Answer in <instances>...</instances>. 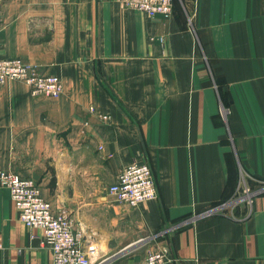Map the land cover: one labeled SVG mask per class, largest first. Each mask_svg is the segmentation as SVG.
I'll use <instances>...</instances> for the list:
<instances>
[{"label":"crops","instance_id":"1","mask_svg":"<svg viewBox=\"0 0 264 264\" xmlns=\"http://www.w3.org/2000/svg\"><path fill=\"white\" fill-rule=\"evenodd\" d=\"M11 58L62 93L4 83L0 170L67 210L95 259L264 264V192L245 219L205 215L240 173L264 181V0H174L166 19L117 0H0V60ZM133 162L157 197L131 208L108 188ZM40 239L0 187V264H51Z\"/></svg>","mask_w":264,"mask_h":264},{"label":"built area","instance_id":"2","mask_svg":"<svg viewBox=\"0 0 264 264\" xmlns=\"http://www.w3.org/2000/svg\"><path fill=\"white\" fill-rule=\"evenodd\" d=\"M120 7L133 9L150 18H168L172 13L173 0H117ZM23 83L32 95H46L57 99L62 84L56 76L36 73L30 65L18 58L0 60V88L6 81ZM91 114H96L93 106ZM101 121L108 116L97 114ZM0 187L7 189L18 220L31 231L41 233L40 244L50 250L51 264H122L114 257L91 260L82 246V234L75 231L69 213L61 209L56 213L42 195L38 184L17 174L0 170ZM264 192V181L240 173L235 192L209 209L205 215L226 216L242 220L252 213L254 199ZM109 195L121 205L134 208L157 197L156 185L146 163L133 162L123 168L116 181L108 188ZM31 237L36 238L35 234ZM2 246L0 245V249ZM171 259L165 251L147 252L139 264H164ZM197 259L193 264H199Z\"/></svg>","mask_w":264,"mask_h":264},{"label":"rangeland","instance_id":"3","mask_svg":"<svg viewBox=\"0 0 264 264\" xmlns=\"http://www.w3.org/2000/svg\"><path fill=\"white\" fill-rule=\"evenodd\" d=\"M89 249L90 248H87L86 250H88V254H89L91 260H94L95 258H94L93 252H92V250L89 251Z\"/></svg>","mask_w":264,"mask_h":264},{"label":"water","instance_id":"4","mask_svg":"<svg viewBox=\"0 0 264 264\" xmlns=\"http://www.w3.org/2000/svg\"><path fill=\"white\" fill-rule=\"evenodd\" d=\"M171 230V229H170ZM169 231V230H168Z\"/></svg>","mask_w":264,"mask_h":264},{"label":"trees","instance_id":"5","mask_svg":"<svg viewBox=\"0 0 264 264\" xmlns=\"http://www.w3.org/2000/svg\"><path fill=\"white\" fill-rule=\"evenodd\" d=\"M174 1V0H173Z\"/></svg>","mask_w":264,"mask_h":264}]
</instances>
